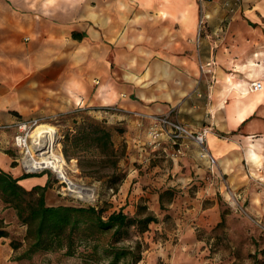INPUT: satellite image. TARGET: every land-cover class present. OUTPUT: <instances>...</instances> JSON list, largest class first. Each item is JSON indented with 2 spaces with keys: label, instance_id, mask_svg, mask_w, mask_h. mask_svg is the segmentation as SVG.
Returning a JSON list of instances; mask_svg holds the SVG:
<instances>
[{
  "label": "crops",
  "instance_id": "crops-1",
  "mask_svg": "<svg viewBox=\"0 0 264 264\" xmlns=\"http://www.w3.org/2000/svg\"><path fill=\"white\" fill-rule=\"evenodd\" d=\"M201 12L207 23L198 39ZM208 61L215 63L202 71ZM256 80L262 88L250 91ZM50 90L106 121L116 146L125 145L120 163L136 200L146 194L154 212L174 185L196 195L188 211L229 191L250 199L251 231L264 224V0H0V124L15 128L36 91ZM161 115L194 132L211 126V157L187 138L150 145L152 117ZM7 130L0 128V169L20 177L2 150ZM47 182V173L20 180L26 189ZM179 200L170 205L175 214ZM217 210L204 209L214 225L201 217L199 224L215 227ZM195 228L181 238H197ZM6 240L0 260L16 253Z\"/></svg>",
  "mask_w": 264,
  "mask_h": 264
},
{
  "label": "rangeland",
  "instance_id": "rangeland-1",
  "mask_svg": "<svg viewBox=\"0 0 264 264\" xmlns=\"http://www.w3.org/2000/svg\"><path fill=\"white\" fill-rule=\"evenodd\" d=\"M46 93L47 95L42 96L38 95L42 94L41 92L36 91L33 103H29L28 107L23 108L15 121L19 125L25 122H37V124L46 122L55 126L58 136L55 148L65 159V176L76 185L85 186L91 190L86 191L85 196L71 192L69 183L63 181L51 168H44L41 172H26L22 163L17 161L21 158V153L13 144L14 136L19 132L17 126L7 130L6 134L10 141L6 147L1 148L12 157L13 165L17 166V175L35 176L43 173L49 175L50 184L46 191V201L49 205H95L103 209L105 216L119 209H123L131 217H143L148 213L156 215L157 221L151 222L144 232L139 231L135 226H128L122 228L117 235H113V230L100 235L101 242L111 241L116 246L131 247L135 254L141 257L136 264H264V224L256 222L258 228L256 234L251 231L249 224H245L246 221H251L252 213L248 208L249 198L238 196L229 191L224 194L217 192L213 195V199L209 196L201 197L202 203L194 210V214L199 216L193 219L189 217V214L194 211H188L185 205L193 208L194 202L189 200V197L196 195L183 193L182 189L170 185V189L174 190L173 200L169 202L170 195H165L164 209L154 212L149 208L150 197L145 196L146 194L136 200L139 194L134 185L135 180L130 184L125 165L120 163L126 176L117 190H114L100 180L83 175L76 158H65L62 150L64 134L68 130L75 132L77 126L85 118L96 117L86 106L69 104L67 99L62 98L61 91L50 90ZM35 126L33 125L31 129L27 128V130L30 132ZM27 130H24V135ZM28 142L31 145L29 139ZM121 147L119 146L120 149ZM178 200L184 203V206L175 214L171 212L170 205ZM216 203L220 216L217 225L212 228L203 227L199 224L200 220L198 219L201 217L203 220H211L212 214L204 209ZM187 220L191 226L183 224ZM211 223L214 225L215 220L212 219ZM0 225L7 230L6 241L10 242V245L12 240L22 243L16 253L8 259L0 260V264H108L110 261V257H106L101 250L97 254L84 256L82 252L87 253L85 250L87 247L83 245L79 246L78 251L73 255H68L66 249H61L38 251L31 258L19 259V255L28 248L24 239L27 226L19 221L15 210L2 200H0ZM186 227H196L197 238L195 236L194 239L181 238V233ZM117 264H130V259L121 258Z\"/></svg>",
  "mask_w": 264,
  "mask_h": 264
},
{
  "label": "trees",
  "instance_id": "trees-1",
  "mask_svg": "<svg viewBox=\"0 0 264 264\" xmlns=\"http://www.w3.org/2000/svg\"><path fill=\"white\" fill-rule=\"evenodd\" d=\"M74 36L82 38L80 35ZM62 150L66 159H77L83 175L100 180L114 190H117L126 176L120 167V161L125 155V145L121 149L116 146L112 129L105 120L85 118L75 132L68 130L64 134ZM30 176L32 175L23 174L14 177L0 169V200L12 207L19 221L27 226L24 239L28 248L19 255V259L31 258L38 251L61 249H66V254L73 255L83 245L87 247V253L82 252L84 256L97 254L101 250L106 257H110L108 264H117L124 257L130 259V264L140 261L141 257L131 247L116 246L111 241L101 242L100 235L111 230L113 235H117L122 228L128 226H135L144 232L151 222L157 221L156 215L148 213L143 217H131L123 209H119L105 216L103 209L95 205H49L46 201L49 182L44 186L26 189L20 180ZM173 191L168 188L159 194L161 209L165 206V195H170L169 202L173 200ZM7 236V230L0 225V239ZM21 244L11 241L14 250Z\"/></svg>",
  "mask_w": 264,
  "mask_h": 264
},
{
  "label": "built area",
  "instance_id": "built-area-1",
  "mask_svg": "<svg viewBox=\"0 0 264 264\" xmlns=\"http://www.w3.org/2000/svg\"><path fill=\"white\" fill-rule=\"evenodd\" d=\"M199 3H203L208 0H198ZM207 17L206 15L201 12L200 16L198 18V39H200L205 27ZM215 61H208L206 63H203L200 65V68L202 71H205L207 69H211L214 65ZM262 88V83L259 80L252 81L249 86L250 91H257ZM37 122L31 123V122H25L22 125H19L16 123V126L19 128L18 134H15L14 136V146L18 149V151L21 153V158L17 159V161L22 163L23 168L26 169V172L29 171H43L44 168L40 169H31L29 168L27 158L29 155V144H28V133L31 127L36 125ZM15 126V127H16ZM13 126L11 124H0L1 129H10ZM24 130H27L26 134L24 135ZM212 132L211 126H204L199 132H194L190 130L187 126H185L183 123L179 122L178 120L173 119L170 115H161V116H154L152 117L151 124L148 129V134L150 137L149 144L153 147L157 146L159 144V141L163 136L168 137L172 143H177L180 139H190L194 141L199 147L201 151V155L203 157L210 158L211 156L208 153V150L206 149V140L207 136ZM54 172V171H53ZM252 174V173H251Z\"/></svg>",
  "mask_w": 264,
  "mask_h": 264
},
{
  "label": "bare ground",
  "instance_id": "bare-ground-1",
  "mask_svg": "<svg viewBox=\"0 0 264 264\" xmlns=\"http://www.w3.org/2000/svg\"><path fill=\"white\" fill-rule=\"evenodd\" d=\"M27 138L31 141V145H28L30 150L27 158L29 168H51L63 181L69 183V190L79 196H85L86 191L91 190L88 187L76 185L65 176V159L55 148L58 138L55 126L46 122L38 123L28 133Z\"/></svg>",
  "mask_w": 264,
  "mask_h": 264
}]
</instances>
